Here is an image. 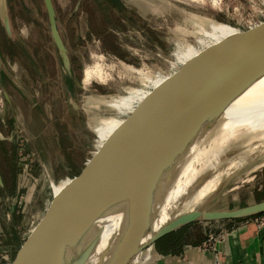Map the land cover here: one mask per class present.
Masks as SVG:
<instances>
[{
    "label": "rangeland",
    "instance_id": "rangeland-1",
    "mask_svg": "<svg viewBox=\"0 0 264 264\" xmlns=\"http://www.w3.org/2000/svg\"><path fill=\"white\" fill-rule=\"evenodd\" d=\"M99 1L90 0L82 11H75L76 0H52L57 29L71 60L73 74H68L53 42L43 0H7L10 36L0 23L4 68L0 73V264H10L54 216V184L109 170L130 150L112 152L114 141L130 133L135 123L152 120L160 108L167 115L188 98L201 99L210 88L203 74L236 78L264 61V0H219L217 5L213 0H126L129 14L118 20L110 17L109 9L102 11ZM192 16L226 27L199 29ZM224 31L244 39L232 40ZM96 64L110 77L84 85L85 69ZM123 65L165 82L143 86L138 75L131 69L125 72ZM54 85L64 87L56 92ZM111 95L119 96L111 105L86 102L89 96ZM253 174L236 189L219 192L207 209L227 210L264 200V164ZM229 176L223 178L228 181ZM223 221L227 219L196 221L189 236H197L202 228L214 230ZM39 235L21 251L26 262ZM17 264H22L21 258Z\"/></svg>",
    "mask_w": 264,
    "mask_h": 264
},
{
    "label": "water",
    "instance_id": "water-1",
    "mask_svg": "<svg viewBox=\"0 0 264 264\" xmlns=\"http://www.w3.org/2000/svg\"><path fill=\"white\" fill-rule=\"evenodd\" d=\"M43 2L53 42L64 71L70 74V59L57 29L52 0ZM0 23L10 36L7 0H0ZM2 70L0 53V73ZM263 76L264 61L248 67L236 78L229 77L232 83L163 115V122L144 141L120 151L130 149L109 170L73 178L70 183L71 195L76 194L74 202L39 237L26 264H129L144 248L187 224L264 213V200L227 210L207 209L227 181L223 176L229 159L246 145L237 139L220 140L219 129L211 132L225 108ZM7 77L18 86L11 76ZM135 125L121 139L132 135ZM211 173L220 174L216 187L200 205L189 207L195 190ZM174 195L177 196L171 200L178 207L187 204L183 216L156 226L155 220L172 204L167 200ZM101 226H107L105 237L93 253L86 254L87 234Z\"/></svg>",
    "mask_w": 264,
    "mask_h": 264
},
{
    "label": "bare ground",
    "instance_id": "bare-ground-1",
    "mask_svg": "<svg viewBox=\"0 0 264 264\" xmlns=\"http://www.w3.org/2000/svg\"><path fill=\"white\" fill-rule=\"evenodd\" d=\"M192 1L203 2L204 0H192ZM213 2L215 5L219 4L218 3L219 0H213ZM191 18L196 21V24L199 27V29L200 27L207 25H211V27L214 26L219 30L224 29V27H226L223 24L218 23L217 21L205 17L192 16ZM224 32L227 33L224 35H227L232 40H237L239 38V40L241 39L242 41V39H244V37L236 38V36L234 37V35L230 32L227 31ZM186 48L190 49V47L189 48L186 47ZM123 69H125L124 70L125 72H127L128 69H131V73L132 71H134L138 75L137 76L138 81L141 82L143 86L146 85L147 83H151L152 85L157 86L159 83L164 81L158 76L156 78H153L152 76H150V74L145 73V71L143 72V70L139 68L134 69L129 65H123ZM83 74L84 76L82 82L84 85L89 84L93 79L99 80L100 82H105L107 78L110 77V74L106 72L100 64H96L93 67L86 68ZM203 76L205 79V83L209 85L208 87L210 88L208 90L203 91V93L200 95L201 98L210 95L211 93L215 92L216 90L230 83L227 81L228 79H230L228 78V76H224V75L217 76L212 73H205L203 74ZM202 78L203 77H201V79ZM201 81H203V79ZM118 98H119L118 95H114V96L111 95L108 97L89 96L86 98V102L95 101L97 103L111 105L115 101H118L117 100ZM197 100H199V98L191 97V99L188 98L187 103H191ZM156 112L158 113H156V116H153L154 118L152 120L136 123V125L134 126V130H135L134 134L130 135L125 139L120 138L116 140V142L112 146L113 147L112 152H120L127 147H135L138 144H140L142 141H144V139H146L163 122V120L161 119L163 117V113H161V108L158 109ZM216 126L214 130H212L211 134L213 133V131H216V129L221 130L220 140L222 141L224 140L226 142L228 140L231 141L237 139L242 143H246V147L241 152H239L234 157V159L229 163L228 170L226 173L227 174L230 173V176L228 178L227 183L220 191L221 194L223 192L236 189L239 186V184L242 182L251 180L254 177L253 173L257 169L261 168L262 165L264 164V76L258 79L257 81H255L253 84H251L244 92H242L239 96H237L225 108L221 120L218 122ZM219 180H220V174L218 173L209 174L195 190L193 197L189 202L188 206L197 207L198 205H200L204 201V199L208 196V194L216 187ZM72 190H73V185L70 183L69 179L62 180L59 183L54 184L53 200H52L54 204V212H55L54 216L47 222L44 228L39 231L36 237L31 241V243L27 247H25L24 250H27L32 246V244L35 242L39 234L40 237L43 233H46L50 228V225L52 224L53 220L64 209H66L74 202L76 198V194L71 195ZM176 196L177 195H174L168 198L167 201H172V204L166 207L165 209H163L162 212L158 215V218L155 220L156 226L162 225L166 222L173 223L177 219H181V217L184 214L185 208L187 207V204H181L178 207L176 205L177 202L171 200ZM106 230H107V226L96 227L87 234L86 254H91L95 251L99 243L105 237ZM20 258L22 264H26L28 262L25 261L24 253H22L21 256V252H20L14 264H17ZM135 261L136 258L132 260V263L135 264Z\"/></svg>",
    "mask_w": 264,
    "mask_h": 264
},
{
    "label": "crops",
    "instance_id": "crops-1",
    "mask_svg": "<svg viewBox=\"0 0 264 264\" xmlns=\"http://www.w3.org/2000/svg\"><path fill=\"white\" fill-rule=\"evenodd\" d=\"M153 6H156L155 2ZM195 224H187L185 233L195 232L191 230ZM214 228L198 229L197 236L181 241L174 233L176 230L172 231L140 251L135 257L136 264H264V224L258 225L255 217L227 219ZM209 233H222L215 252L197 247ZM15 257L16 254L10 264Z\"/></svg>",
    "mask_w": 264,
    "mask_h": 264
},
{
    "label": "flooded vegetation",
    "instance_id": "flooded-vegetation-1",
    "mask_svg": "<svg viewBox=\"0 0 264 264\" xmlns=\"http://www.w3.org/2000/svg\"><path fill=\"white\" fill-rule=\"evenodd\" d=\"M68 1L71 2L73 0H68ZM88 1H90V0H76V3L78 5H75L74 6V10L76 11V10H79V8H80L81 11H82L83 10V5L86 4V3H88ZM52 4H53V2H52ZM99 6L102 8V11H105L106 9H109V11L111 13L110 14V17H112V18H116L117 19L118 17L120 18L122 16L127 17L128 14H129L128 13V8H127L128 6H127V1L126 0H100L99 1ZM119 6H121V7L119 8ZM123 8L126 10V11H124L125 12V15L123 14V10H122ZM86 12H87L86 14L89 16V12L88 11H86ZM135 12L136 11H134V13ZM106 13L107 14H105V16H103V17L107 19V18H109V14H108L107 11H106ZM116 29H119V27H116ZM72 71L73 70H72V67H71V60H70V73L71 74H73ZM70 78H71V76H70ZM62 79L63 80H66V77H65L64 74H62ZM73 83H74V81H73ZM63 87H64L63 85L61 87H60V85H54V88H55V91L56 92H59L60 90H62ZM28 90H30L29 87H28ZM18 92L20 93L21 91L19 90ZM73 110H75V109L73 108Z\"/></svg>",
    "mask_w": 264,
    "mask_h": 264
},
{
    "label": "built area",
    "instance_id": "built-area-1",
    "mask_svg": "<svg viewBox=\"0 0 264 264\" xmlns=\"http://www.w3.org/2000/svg\"><path fill=\"white\" fill-rule=\"evenodd\" d=\"M264 15V13H263ZM255 221L258 225H263L264 224V213L260 217H255ZM222 238V233H209L207 238L199 243L197 247L200 250H209L212 252L216 251V243ZM129 264H133L132 262Z\"/></svg>",
    "mask_w": 264,
    "mask_h": 264
},
{
    "label": "trees",
    "instance_id": "trees-1",
    "mask_svg": "<svg viewBox=\"0 0 264 264\" xmlns=\"http://www.w3.org/2000/svg\"><path fill=\"white\" fill-rule=\"evenodd\" d=\"M262 214V213H261ZM257 215H260V214H257ZM257 215H254V216H250V217H247V218H251V217H256ZM189 225H185V226H183V227H181V228H179L178 230H176L174 233H176V234H178V239L181 241V239L182 240H187V239H189L188 237H190L187 233H185V231H186V229H187V227H188ZM171 235V234H170Z\"/></svg>",
    "mask_w": 264,
    "mask_h": 264
}]
</instances>
